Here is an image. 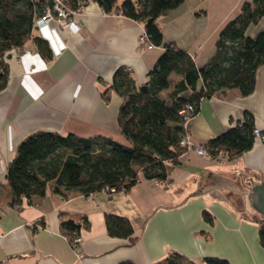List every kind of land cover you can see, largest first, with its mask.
<instances>
[{
    "label": "crops",
    "instance_id": "1",
    "mask_svg": "<svg viewBox=\"0 0 264 264\" xmlns=\"http://www.w3.org/2000/svg\"><path fill=\"white\" fill-rule=\"evenodd\" d=\"M243 1L184 0L158 17L163 39L188 50L201 65L214 52L221 27ZM73 19L66 29H49L65 45L59 54L48 42L29 38L3 57L7 81L0 89V264H115L127 258L153 264L172 250L187 257L183 264H206L209 255L225 257L228 264H264L259 222L233 207L241 171L264 175V137L255 138L251 148L232 159L188 148L178 162L167 164L165 179L140 174L128 191H66L62 198L50 181L44 195L10 204L4 173L18 142L37 130L100 133L124 140L117 123L121 97L112 91L104 99L102 91L118 66L130 68L135 84H142L162 51L160 45L148 47L140 41L141 22L106 11L95 0H88ZM37 29H32L33 35ZM247 30L252 35L264 30V16ZM244 110L254 114L257 126H264L263 66L257 68L249 94L228 88L201 100L189 120L190 140L203 146L242 119ZM204 210L211 213V221L204 220ZM106 213L130 219L137 236L133 244L107 233ZM66 218L82 223V240L75 250L60 230Z\"/></svg>",
    "mask_w": 264,
    "mask_h": 264
},
{
    "label": "trees",
    "instance_id": "2",
    "mask_svg": "<svg viewBox=\"0 0 264 264\" xmlns=\"http://www.w3.org/2000/svg\"><path fill=\"white\" fill-rule=\"evenodd\" d=\"M95 1L106 11L141 22L140 36L144 34L145 39L140 41L146 46L160 45L162 51L142 84H135L130 68L118 66L110 84L102 91L104 99L112 91L121 97L117 123L124 140L100 133L80 135L37 130L18 142L4 173L11 193L10 204H20L23 198L30 202L32 195H44L50 181L53 191L65 196L66 191L84 195L128 191L140 174L146 179H165L167 164L178 162L180 154L188 149L181 144L184 134H189V122L187 127L183 126L180 113L184 105L192 104L193 116L203 98L225 89L236 88L247 95L254 89L257 68L264 67V30L255 35L247 30L264 16V0L242 2L238 13L221 27L214 52L201 65L196 64L188 50L174 41H165L160 30L158 17L184 0ZM66 2L72 9L83 4V0ZM47 3L48 0H0V89L7 81L3 57L9 49L21 47L29 38L48 42L43 40L40 30L32 34ZM256 126L254 114L244 110L242 119L208 138L202 147L212 157L235 158L251 148ZM261 132L264 137V126ZM203 217L205 221L212 220L207 210L203 211ZM82 222L89 225L86 216ZM104 223L108 234L127 238L129 244L136 241L127 216L106 213ZM81 225L72 218L60 221V230L69 243L80 235ZM258 238L264 246V221H259ZM204 260L206 264H228L225 257L216 255L205 256ZM186 261L183 253L172 250L153 264ZM115 264L135 263L127 258Z\"/></svg>",
    "mask_w": 264,
    "mask_h": 264
},
{
    "label": "built area",
    "instance_id": "3",
    "mask_svg": "<svg viewBox=\"0 0 264 264\" xmlns=\"http://www.w3.org/2000/svg\"><path fill=\"white\" fill-rule=\"evenodd\" d=\"M88 0H83V4L81 7L87 2ZM78 9H72L66 2V0H52V4L49 5L48 3L44 7V11L41 14L40 18L37 19V25L38 28L42 32H46L49 29H52L53 27L60 26L64 29L68 28L71 26V23H73V15L79 10ZM145 39L144 34L140 36V40ZM148 47H151L150 44L147 45ZM65 47V45L60 43L57 45L54 49V54L57 55L61 52V50ZM192 111H193V106L190 103H186L184 107L180 110V113L182 114V122L183 126L187 127L189 120L192 117ZM261 128L259 126H256L254 128V134L256 138H261L262 132ZM181 144L185 145L187 148H192L194 149L198 154L200 155H207L205 149L198 144L193 143L190 138L189 134L186 132L184 136L181 139ZM113 190V189H112ZM105 192V191H104ZM106 193V192H105ZM63 198V196H62ZM38 227H42L41 224H38ZM82 240V237L80 235H77L74 239H72L71 246L75 250L76 245Z\"/></svg>",
    "mask_w": 264,
    "mask_h": 264
},
{
    "label": "water",
    "instance_id": "4",
    "mask_svg": "<svg viewBox=\"0 0 264 264\" xmlns=\"http://www.w3.org/2000/svg\"><path fill=\"white\" fill-rule=\"evenodd\" d=\"M52 4V0H48ZM142 88L146 87L142 85ZM239 181L235 186L239 193L235 198L237 204H233L236 211L246 219L253 222L264 221V175L253 170L241 171Z\"/></svg>",
    "mask_w": 264,
    "mask_h": 264
},
{
    "label": "clouds",
    "instance_id": "5",
    "mask_svg": "<svg viewBox=\"0 0 264 264\" xmlns=\"http://www.w3.org/2000/svg\"><path fill=\"white\" fill-rule=\"evenodd\" d=\"M40 34H41V36H43L47 39L49 46L51 47L52 50H54L57 45L62 43V40L59 37H57L56 35H54L52 33V31L50 32V30H48L46 32H42L40 30Z\"/></svg>",
    "mask_w": 264,
    "mask_h": 264
}]
</instances>
